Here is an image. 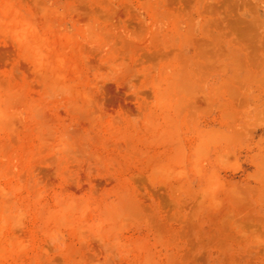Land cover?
I'll use <instances>...</instances> for the list:
<instances>
[{"label": "rangeland", "instance_id": "rangeland-1", "mask_svg": "<svg viewBox=\"0 0 264 264\" xmlns=\"http://www.w3.org/2000/svg\"><path fill=\"white\" fill-rule=\"evenodd\" d=\"M0 264H264V0H0Z\"/></svg>", "mask_w": 264, "mask_h": 264}]
</instances>
